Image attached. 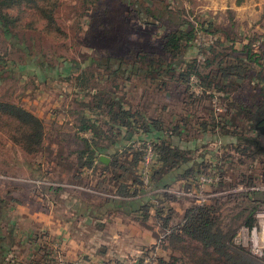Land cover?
<instances>
[{
    "label": "rangeland",
    "instance_id": "374dc122",
    "mask_svg": "<svg viewBox=\"0 0 264 264\" xmlns=\"http://www.w3.org/2000/svg\"><path fill=\"white\" fill-rule=\"evenodd\" d=\"M247 1L253 0H60L55 17L66 35L52 36L41 27L15 28L10 36L0 30V99L30 109L45 129L43 144L34 153L25 152L0 131V231L6 233V242L9 230L14 232L7 251L13 263L43 264L44 245L59 261L62 255L55 252V241L41 217L52 213L66 221L75 208L72 195L96 203L99 195L93 191L107 189L97 182L108 178V171L103 176L100 168L96 172L85 168L79 175L71 166L73 151L81 144L74 128L77 110H83L82 101L94 100L93 94L105 96V101L117 95L132 106L138 103L165 124L181 128L182 137L191 141L177 143L202 161L199 167L208 180L198 181L200 190L197 183L177 191L166 187L173 195L164 200L172 207L171 221L177 223L185 207L199 203L200 195L204 202L220 206L219 225L224 230L234 231L249 208L258 206L264 190L251 187L264 185V150H256L251 139L264 144V135L255 127L251 110L259 105L263 118L264 0H257L258 12L249 13ZM147 7L161 13L153 17ZM178 28L194 31L195 37L181 53L164 56L165 37ZM138 52L175 61V67L158 78L143 71L128 80L121 73L109 74L117 63L110 60L106 68L103 58L123 56L128 62L122 67L127 69L131 61L139 60ZM98 144H109V139L101 136ZM117 145H111L109 157L122 148ZM192 189L197 196L188 194ZM133 215H126L127 220L147 231L157 229V236L165 233L153 215L146 220ZM77 226L74 220L69 224L72 230ZM28 232L37 234L32 247ZM155 243H144L143 254L194 264L178 249L169 252L162 246L158 253L157 246L150 251ZM246 257L253 261L249 263L264 264L249 251Z\"/></svg>",
    "mask_w": 264,
    "mask_h": 264
},
{
    "label": "trees",
    "instance_id": "16d2710c",
    "mask_svg": "<svg viewBox=\"0 0 264 264\" xmlns=\"http://www.w3.org/2000/svg\"><path fill=\"white\" fill-rule=\"evenodd\" d=\"M59 3L60 0H0V30L5 36H10L15 28L41 27L52 36H56V32L66 35L55 17V10ZM146 11L153 17H157L161 13V11L158 12L159 14L155 13L149 7L146 8ZM194 37L192 30L178 28L169 32L162 44L163 55L170 56L181 53L183 46L192 41ZM247 56L251 58L252 55L247 53ZM136 57L139 60L131 61V64L127 65L129 66L127 69L122 67L128 62L123 56L108 55L103 58V61L107 63L106 68H110L108 65L110 60L116 62V67H113L109 74L121 73L119 75H124V77L126 75V80L132 74L141 71L147 72L152 78H158L163 73L172 70L176 63L170 60H155L150 58L147 52H138ZM253 57L258 60L257 53H253ZM98 62L102 63V59ZM139 62L146 63L147 66L142 67ZM183 74L186 76L183 77L186 80L189 74L188 72ZM208 80L207 84H211L212 80ZM92 96L94 100L82 101L83 110H77L78 117L74 128L82 145L73 151L75 155L71 166L74 173L80 175L85 168H91L96 172L100 168V173L103 176L106 171L109 176L102 178V182H100L101 180L97 182L98 185L109 189L114 187L115 192L123 197L139 196L129 201L131 210L138 211L142 220L153 215L157 220L160 219L159 224L166 228L164 236L149 248L150 251L155 250L157 246L159 248L163 246L169 252L170 249H178L194 264H253L249 263L253 261L246 257L248 251L230 241L234 231L224 230L220 227L218 214L220 206L216 202L195 203L187 206L177 223L171 221L172 207H166L164 204L165 199H170L173 196L166 189L170 184V177L176 179L193 176L194 184H198L199 175L205 173L202 171V167H199L202 161L194 160L192 156L186 154V149L178 145V143L189 144L191 142L182 137L184 131L182 132V129L177 128L176 125L165 124L161 117L147 113V110L138 103L137 106H132L128 101L117 99V95L110 98L109 101H105V96L101 94ZM262 99L264 101V92ZM260 110L259 105L252 108L254 119L261 117ZM263 122L261 117L259 123ZM202 124L204 127L209 125L205 122ZM0 131L27 153L37 152L41 148L45 136L44 123L38 115L23 105L3 99H0ZM85 132H90L91 135L86 136L83 134ZM101 136L107 137L109 144H98ZM134 141H149L157 156V164L153 167L150 175L151 186L149 189L144 187L137 172L142 150L132 144ZM244 142L250 144L248 141ZM114 144H118V147L121 145L122 148L111 154L107 163L101 161L98 157L99 153L110 154L111 145ZM56 189H60V187H55L54 190L56 191ZM152 199L157 200L156 203L152 202ZM122 201L120 200L119 203ZM256 207L257 205H252L244 217H249ZM166 208H168V212L165 213ZM150 209L153 214L150 213ZM240 214L241 212L237 215ZM13 236L14 232L9 230L6 242V233L0 231V264H18L13 263V260L7 257V251L10 250L12 239H14ZM44 247L42 249L43 260H45L43 264H59L58 256L55 255L52 248L49 249L46 245ZM157 257L159 255L155 256L151 264H166L167 262L182 264L181 262L159 261ZM255 258L258 261L263 260ZM139 263L143 264L141 258H139ZM119 264L122 262L120 261Z\"/></svg>",
    "mask_w": 264,
    "mask_h": 264
},
{
    "label": "crops",
    "instance_id": "0c3cea01",
    "mask_svg": "<svg viewBox=\"0 0 264 264\" xmlns=\"http://www.w3.org/2000/svg\"><path fill=\"white\" fill-rule=\"evenodd\" d=\"M245 3L248 6L247 13L252 10V12H258L256 5L259 1L253 0ZM83 134L86 136L91 135L90 132ZM81 145L79 144V146ZM100 154L108 156L104 152ZM88 170L92 171L91 168H88ZM169 182V186L177 191L186 186H193L194 178L193 176L178 179L170 177ZM76 187L87 190L80 186ZM99 190L103 192L93 191L99 195L96 201L93 200L96 203L72 195L70 203L75 208L72 211L73 215H70L66 221H62L57 217L58 215L55 217L52 213H46L41 217L44 220V225L49 228V236L55 241V251L69 261L77 257H84V264H117L120 261L124 263L126 260H131L133 264L139 263L140 250L144 243L159 242L166 230L165 233L157 236V229L152 230L149 228V231H147L144 227L133 223L135 221L127 220L126 215L129 214H134L132 217L136 220L139 217V212L132 211L129 203L131 199L139 197L138 195L123 197L115 192L114 187H110V189L100 188ZM120 200L123 201L119 203ZM151 201L155 200L152 199ZM79 213L81 215H78ZM150 213L153 214L152 211ZM151 217L150 215L148 218ZM72 220L77 222L78 225L75 230L69 227ZM8 221L12 222L13 220L8 218ZM51 227H54V229ZM45 232L48 234V229ZM26 235L27 242L31 246L37 234L33 235L28 232ZM36 243L38 244L37 241ZM36 247L38 246L36 245ZM160 251L161 248H159L158 253Z\"/></svg>",
    "mask_w": 264,
    "mask_h": 264
},
{
    "label": "built area",
    "instance_id": "2783aa9c",
    "mask_svg": "<svg viewBox=\"0 0 264 264\" xmlns=\"http://www.w3.org/2000/svg\"><path fill=\"white\" fill-rule=\"evenodd\" d=\"M264 69V62H263ZM264 109V108H263ZM263 121H264V110H263ZM134 146L142 150L141 160L138 164L137 172L141 178V181L145 188L149 189L151 186L150 175L153 167L157 164L156 153L149 141H136ZM201 173L198 177V181L202 184L208 180L207 177ZM210 181V180H209ZM198 182L196 190L201 189V184ZM255 190H264L263 186L251 187ZM188 194L195 195V190H189ZM199 204L204 203L203 197L200 195L197 198ZM230 241L238 246L244 247L251 255L261 258L264 260V197L260 200L258 206L252 211L249 217L243 219L235 228L231 235ZM158 243V241L156 242ZM156 253L144 255L141 250L139 258L143 261V264H151L154 260ZM84 257H77L71 261L67 260L63 256L59 257V264H84ZM119 264V263H117ZM122 264H133L131 260H126Z\"/></svg>",
    "mask_w": 264,
    "mask_h": 264
},
{
    "label": "water",
    "instance_id": "95a60500",
    "mask_svg": "<svg viewBox=\"0 0 264 264\" xmlns=\"http://www.w3.org/2000/svg\"><path fill=\"white\" fill-rule=\"evenodd\" d=\"M261 117H257L256 118V123H255V127L258 129V131L264 135V122L263 123H259ZM252 142L254 143L255 145V148L258 150V149H262L264 150V144L263 143H260V141L256 138H252L251 139ZM99 159L104 161V162H107L109 160V157L107 155H104V154H100L99 155Z\"/></svg>",
    "mask_w": 264,
    "mask_h": 264
}]
</instances>
